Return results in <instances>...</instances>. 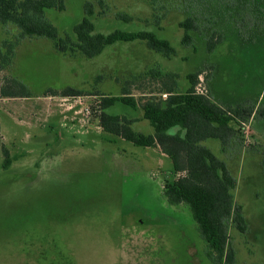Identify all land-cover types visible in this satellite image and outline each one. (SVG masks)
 Listing matches in <instances>:
<instances>
[{
    "label": "rangeland",
    "instance_id": "1",
    "mask_svg": "<svg viewBox=\"0 0 264 264\" xmlns=\"http://www.w3.org/2000/svg\"><path fill=\"white\" fill-rule=\"evenodd\" d=\"M86 1L64 0L63 10L46 9L60 37L77 41L74 28L86 15ZM89 1L95 33L153 31L176 54L168 57L136 40L86 57L58 51L47 37L25 39L12 67L0 70V79L10 74L32 93L0 101V264H67V255L74 264H215L188 205L170 204L164 195L175 178L172 160L159 147L103 131L99 102L128 88L139 107L117 102L108 113L126 115L134 119V130L153 134L141 104L152 95L165 97L158 91L171 83L168 73L178 75L176 90L185 92L188 74L203 71L199 80L216 102L227 107L251 100L264 108V0ZM190 16L199 30L191 32L193 44L185 45L180 22ZM19 33L14 23H0V45ZM219 36L209 51L208 41ZM67 87L84 95L65 99ZM45 95L55 96L50 114L37 106ZM75 112L83 124L91 123L87 129L64 119ZM233 125L242 134L225 151L218 139L202 144L237 179L235 201L248 224L245 233L230 229L237 264H264V117L254 112ZM3 145L12 157L7 169Z\"/></svg>",
    "mask_w": 264,
    "mask_h": 264
},
{
    "label": "trees",
    "instance_id": "2",
    "mask_svg": "<svg viewBox=\"0 0 264 264\" xmlns=\"http://www.w3.org/2000/svg\"><path fill=\"white\" fill-rule=\"evenodd\" d=\"M65 8L64 0H0V23H14L20 33L16 40H3L0 48V70H6L13 62L16 48L27 37H47L54 47L62 52L75 54L80 52L86 57H94L103 52L106 46L118 41H145L151 49L171 57L175 48L164 38L149 30L95 33L90 16L94 14V5L87 0L85 17L75 26L77 41L67 35L60 37L58 28L48 19L46 9ZM118 16L130 21V15ZM184 29L182 42L193 44L192 31L199 30L194 17L180 22ZM214 37V36H213ZM208 41V50L213 51L221 36ZM153 69L148 73H153ZM203 71L188 74L190 87L185 92L176 90V73H168L171 83H165L158 92L169 93L167 97L152 95L141 104L143 117L154 128L153 134H146L132 128L134 119L126 115L110 114L107 109L122 102L134 109L139 107L136 98L126 87L123 95H103L99 102L100 125L107 133L114 134L143 147H160L172 160V173L175 178L164 187L167 201L173 205L186 203L197 222L199 233L207 245L206 253L215 264H237L236 252L231 244V226L245 233L248 224L243 206L236 203L234 189L237 179L232 175L226 162L220 159L209 147L202 144L206 139H218L225 151L232 138L242 134L233 122H240L257 112L264 117V108H257L251 100L227 107L215 102L210 96L196 93ZM158 75V74H156ZM209 77V76H208ZM100 78H98L99 80ZM57 94V90H50ZM65 96L84 95L82 89L67 87L62 91ZM30 89L19 79L7 74L0 79V97H30ZM180 127L176 134L168 131ZM5 158L3 167L11 165L6 146H2ZM179 175V176H178ZM67 264H74L67 255Z\"/></svg>",
    "mask_w": 264,
    "mask_h": 264
},
{
    "label": "crops",
    "instance_id": "3",
    "mask_svg": "<svg viewBox=\"0 0 264 264\" xmlns=\"http://www.w3.org/2000/svg\"><path fill=\"white\" fill-rule=\"evenodd\" d=\"M25 39H27V38H25ZM25 39H23L21 42H20V44L17 46V48H16V52H17V50L19 49V47H20V45L23 43V42H25V41H27V40H25ZM0 48H1V45H0ZM16 55V54H15ZM15 58V57H14ZM14 61V60H13ZM12 65H13V62H12ZM12 65H11V67H12ZM11 67H10V69H11ZM53 97H55V96H50V95H45V96H43L42 98H41V102L37 105L38 107H43V108H46L45 109V111H47V114H50V112H51V110H52V107H51V104L52 105H56V103H54V100H51ZM66 98L65 99H74V101H78L80 98H81V96H65ZM24 98H28V97H1L0 98V101L2 100V99H4V102L5 101H11V100H16V99H24ZM211 98L215 101V99L211 96ZM216 102V101H215ZM218 103V102H217ZM220 104V103H219ZM37 106H35V108L37 107ZM223 106V105H222ZM60 109V108H59ZM35 110H37V109H35ZM62 111H64V110H62ZM67 111V110H66ZM72 114V113H71ZM71 114L69 115V114H65V115H63V117H64V119H70V121H72V122H74V123H77V124H79L80 126H81V128H84V129H87L88 127H89V125L91 124V123H88L87 124V122H86V120H85V123L86 124H83L81 121V119H76L77 117L75 116V114H76V112L73 114V116H71ZM14 115V114H13ZM77 115V114H76ZM35 116V115H34ZM28 118V123L30 124V118L29 117H27ZM14 120H15V118H13ZM19 120H21V119H19ZM93 123V122H92ZM31 126H34V124L33 123H31ZM2 129H3V125H2V123H1V120H0V140H1V138H2V140L4 141V136H3V134H2ZM2 131V132H1ZM104 131V130H103ZM1 140V141H2ZM2 144V143H1ZM7 147V146H6ZM160 148V147H159ZM8 149V148H7ZM8 151H9V149H8ZM9 154H10V151H9ZM11 158V165H12V157H10ZM10 165V166H11ZM71 258V257H70ZM72 260H73V262H74V259L73 258H71Z\"/></svg>",
    "mask_w": 264,
    "mask_h": 264
},
{
    "label": "built area",
    "instance_id": "4",
    "mask_svg": "<svg viewBox=\"0 0 264 264\" xmlns=\"http://www.w3.org/2000/svg\"><path fill=\"white\" fill-rule=\"evenodd\" d=\"M206 91V88L202 86V82H199L198 85L196 86V93L198 94H202V95H205V96H209L207 94ZM169 93H164V96L167 97Z\"/></svg>",
    "mask_w": 264,
    "mask_h": 264
}]
</instances>
